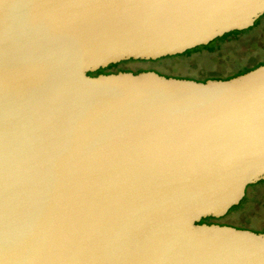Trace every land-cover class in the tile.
Listing matches in <instances>:
<instances>
[{"label": "water", "instance_id": "obj_1", "mask_svg": "<svg viewBox=\"0 0 264 264\" xmlns=\"http://www.w3.org/2000/svg\"><path fill=\"white\" fill-rule=\"evenodd\" d=\"M264 0H0V264H264L222 217L264 178V64L97 75L244 30Z\"/></svg>", "mask_w": 264, "mask_h": 264}, {"label": "rangeland", "instance_id": "obj_2", "mask_svg": "<svg viewBox=\"0 0 264 264\" xmlns=\"http://www.w3.org/2000/svg\"><path fill=\"white\" fill-rule=\"evenodd\" d=\"M234 36H239V39L226 42L219 49L211 52L207 49L214 48L221 37L206 44L208 47L200 45L181 54L167 55L157 59H126L99 69L104 72L103 74L117 72L136 74L154 71L166 77L205 81L225 79L228 74L241 67H251L264 62V13L254 21L252 26L238 31V35ZM201 222L263 232L264 178L247 185L244 196L236 205L230 207L224 216L206 217Z\"/></svg>", "mask_w": 264, "mask_h": 264}, {"label": "trees", "instance_id": "obj_3", "mask_svg": "<svg viewBox=\"0 0 264 264\" xmlns=\"http://www.w3.org/2000/svg\"><path fill=\"white\" fill-rule=\"evenodd\" d=\"M233 35H238V31H231V32L225 33L224 35L221 36V40L217 41V44L214 46V48H213V47H209L210 49H209V50L207 49V51H209V52L214 51V50H216V49H219V47L222 46V45H223L224 43H226V42H229V41H232V40L239 39V36H238V37H237V36H234V37H233ZM206 47H208V45H206ZM259 64H262V62H260V63H258V64H256V65H254V66H251V67H247V66L241 67V68L237 69L238 71L236 70L237 72L234 71V72H232L231 74H228V76H226L225 79H228V78H231V77H233V76H236V75L242 74V73H244V72H246V71H248V70H250V69H252V68H255V67L258 66ZM100 72L104 73V72L101 71L100 69H98L96 72H93V73L95 74V73H100ZM89 74H90V73H89ZM256 192H258V190H256ZM256 192H255V193H256Z\"/></svg>", "mask_w": 264, "mask_h": 264}, {"label": "flooded vegetation", "instance_id": "obj_4", "mask_svg": "<svg viewBox=\"0 0 264 264\" xmlns=\"http://www.w3.org/2000/svg\"><path fill=\"white\" fill-rule=\"evenodd\" d=\"M262 64H264V62L262 63ZM261 65V64H260ZM257 67V66H256ZM253 69V68H252ZM97 74H99V73H90V75H97Z\"/></svg>", "mask_w": 264, "mask_h": 264}]
</instances>
